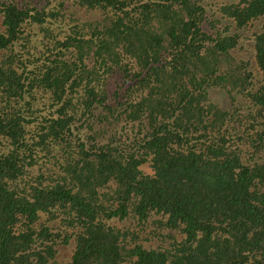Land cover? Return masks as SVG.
Segmentation results:
<instances>
[{
  "label": "trees",
  "instance_id": "16d2710c",
  "mask_svg": "<svg viewBox=\"0 0 264 264\" xmlns=\"http://www.w3.org/2000/svg\"><path fill=\"white\" fill-rule=\"evenodd\" d=\"M38 1L0 0V264H264V0Z\"/></svg>",
  "mask_w": 264,
  "mask_h": 264
},
{
  "label": "rangeland",
  "instance_id": "374dc122",
  "mask_svg": "<svg viewBox=\"0 0 264 264\" xmlns=\"http://www.w3.org/2000/svg\"><path fill=\"white\" fill-rule=\"evenodd\" d=\"M36 3H38L39 1L38 0H35ZM71 1V5H74L76 2L74 0H70ZM237 2L239 0H211V1H207L205 2V8L207 9L208 13L217 17V18H221V15H220V12L218 11V7L225 4V3H228V2ZM49 8H54V0H52L50 3H49ZM76 10V7H73V9L70 11H72L73 13L75 12ZM224 21H226L224 19ZM0 24H1V18H0ZM263 22L260 21V22H256L254 25H255V28L253 30H259L262 26ZM44 27V25H43ZM29 33V32H28ZM34 33L35 34H38L39 38H43L44 36V32L42 30H40L38 27L35 28L34 30ZM250 34V32L248 33ZM30 35V33H29ZM31 39H32V45L35 44L34 43V34L31 32V35H30ZM36 44H39L38 41H36ZM21 51H23V48L21 46V50L17 47L15 49V53H22ZM4 52V51H3ZM2 51H0V55H2L3 53ZM236 55L238 58H251V50L248 49V50H238L236 52ZM253 58V56H252ZM209 93H210V98L212 99V101H214L215 103L219 104L220 106H223V107H228L230 106V99L228 98L227 94L225 93V91L222 89V88H219V87H214V88H211L209 90ZM146 170H150L149 166L148 165H145L144 166ZM46 217L44 216L43 219H45ZM61 252H62V256H67L68 255V251L66 250V248L62 247L61 249Z\"/></svg>",
  "mask_w": 264,
  "mask_h": 264
}]
</instances>
